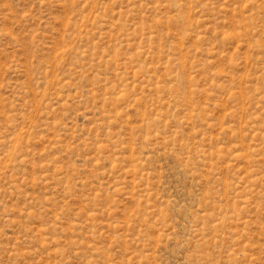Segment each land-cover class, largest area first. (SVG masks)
Here are the masks:
<instances>
[{
	"label": "rangeland",
	"instance_id": "374dc122",
	"mask_svg": "<svg viewBox=\"0 0 264 264\" xmlns=\"http://www.w3.org/2000/svg\"><path fill=\"white\" fill-rule=\"evenodd\" d=\"M0 264H264V0H0Z\"/></svg>",
	"mask_w": 264,
	"mask_h": 264
}]
</instances>
